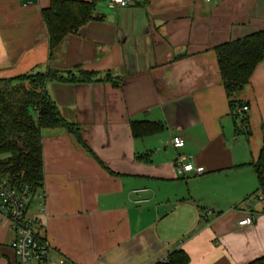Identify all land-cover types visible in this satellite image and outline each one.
Masks as SVG:
<instances>
[{
    "label": "crops",
    "instance_id": "crops-1",
    "mask_svg": "<svg viewBox=\"0 0 264 264\" xmlns=\"http://www.w3.org/2000/svg\"><path fill=\"white\" fill-rule=\"evenodd\" d=\"M74 1H94V20L50 55L41 19L50 0H0V79L94 74L46 87L72 126L42 130L43 183L27 206L51 259L158 264L178 250L187 264L263 258L264 200L252 197V164L264 150V58L231 107L214 49L264 30V0ZM133 122L159 129L135 136ZM178 155L204 174L178 177ZM244 207L254 222L241 228ZM13 237L0 222V264H20Z\"/></svg>",
    "mask_w": 264,
    "mask_h": 264
},
{
    "label": "trees",
    "instance_id": "trees-1",
    "mask_svg": "<svg viewBox=\"0 0 264 264\" xmlns=\"http://www.w3.org/2000/svg\"><path fill=\"white\" fill-rule=\"evenodd\" d=\"M95 2L50 0L41 11L46 28L50 55L69 36L94 20ZM221 85L232 107L240 106L231 100L249 83L256 66L264 58V30L219 45L214 49ZM92 73L62 75L58 72L32 73L10 79H0V178L13 187L28 186L30 194L37 193L43 183L42 130L72 126L60 116L46 93L51 83H88ZM132 134L145 136L159 129L147 122L131 123ZM258 189H264V150L252 164ZM257 189V190H258ZM186 255L178 250L158 264H187ZM250 264H264V257Z\"/></svg>",
    "mask_w": 264,
    "mask_h": 264
},
{
    "label": "built area",
    "instance_id": "built-area-1",
    "mask_svg": "<svg viewBox=\"0 0 264 264\" xmlns=\"http://www.w3.org/2000/svg\"><path fill=\"white\" fill-rule=\"evenodd\" d=\"M140 0H109L111 7L127 8L135 5ZM247 107L239 109V113L246 112ZM171 144L174 149L184 147V141L180 137H173ZM174 168L180 178L189 179L204 174V169L184 162V158L178 155L174 159ZM137 193V192H136ZM30 190L24 185L13 187L5 179L0 178V222L8 226L14 234L10 248L18 258L20 264H66V260H52L50 247L46 241H42L36 234L37 221L27 214V206L30 201ZM254 199L264 200V189L259 188L252 196ZM42 199V196H40ZM254 222L252 213L244 207V216L237 223L238 227H248Z\"/></svg>",
    "mask_w": 264,
    "mask_h": 264
},
{
    "label": "rangeland",
    "instance_id": "rangeland-1",
    "mask_svg": "<svg viewBox=\"0 0 264 264\" xmlns=\"http://www.w3.org/2000/svg\"><path fill=\"white\" fill-rule=\"evenodd\" d=\"M232 118H233V120L236 119V117H232ZM234 121H235L236 127L238 129L239 128V123L236 120H234ZM238 135L239 134H237L238 140H242V139H240V137Z\"/></svg>",
    "mask_w": 264,
    "mask_h": 264
}]
</instances>
